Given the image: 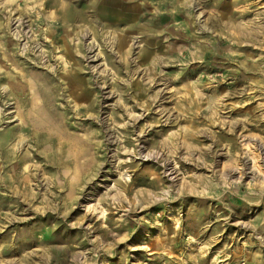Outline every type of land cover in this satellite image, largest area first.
<instances>
[{
  "label": "rangeland",
  "instance_id": "rangeland-1",
  "mask_svg": "<svg viewBox=\"0 0 264 264\" xmlns=\"http://www.w3.org/2000/svg\"><path fill=\"white\" fill-rule=\"evenodd\" d=\"M0 264H264V0H0Z\"/></svg>",
  "mask_w": 264,
  "mask_h": 264
},
{
  "label": "bare ground",
  "instance_id": "bare-ground-1",
  "mask_svg": "<svg viewBox=\"0 0 264 264\" xmlns=\"http://www.w3.org/2000/svg\"><path fill=\"white\" fill-rule=\"evenodd\" d=\"M48 3V2H47ZM62 5V4H61ZM109 5H111V3H107V1H105V7L104 8H107ZM167 6V5H166ZM104 8H101L102 10H104ZM61 10V9H60ZM99 12L102 14V16L104 15V13H103V11L101 12L100 10H99ZM70 21V20H69ZM68 21V22H69ZM69 25V24H68ZM245 34V33H244ZM233 35V34H232ZM238 38V37H237ZM65 74V73H64ZM65 75H68V74H65ZM19 79V78H18ZM28 85V84H27ZM30 87V86H29ZM9 88V87H8ZM4 89V88H3ZM28 90V89H27ZM28 94V93H27ZM16 95V94H15ZM21 95V94H20ZM34 95V97H36V95L35 94H33ZM23 97V96H22ZM27 99V98H26ZM54 99V98H53ZM28 100V99H27ZM26 100V101H27ZM51 104V103H50ZM28 105V104H27ZM49 105V104H48ZM52 110V109H51ZM52 112V111H51ZM34 130V129H33ZM41 131V130H40ZM46 131V130H45ZM49 131V130H48ZM48 133V132H47ZM46 134V133H45ZM196 256V255H195Z\"/></svg>",
  "mask_w": 264,
  "mask_h": 264
},
{
  "label": "crops",
  "instance_id": "crops-1",
  "mask_svg": "<svg viewBox=\"0 0 264 264\" xmlns=\"http://www.w3.org/2000/svg\"><path fill=\"white\" fill-rule=\"evenodd\" d=\"M104 12V11H103Z\"/></svg>",
  "mask_w": 264,
  "mask_h": 264
}]
</instances>
